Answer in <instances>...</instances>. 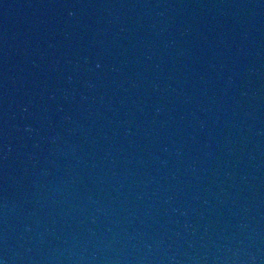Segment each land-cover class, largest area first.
Returning <instances> with one entry per match:
<instances>
[{
    "label": "water",
    "instance_id": "1",
    "mask_svg": "<svg viewBox=\"0 0 264 264\" xmlns=\"http://www.w3.org/2000/svg\"><path fill=\"white\" fill-rule=\"evenodd\" d=\"M3 264H264V0H0Z\"/></svg>",
    "mask_w": 264,
    "mask_h": 264
},
{
    "label": "snow or ice",
    "instance_id": "2",
    "mask_svg": "<svg viewBox=\"0 0 264 264\" xmlns=\"http://www.w3.org/2000/svg\"><path fill=\"white\" fill-rule=\"evenodd\" d=\"M0 264H3V262H2V261H0Z\"/></svg>",
    "mask_w": 264,
    "mask_h": 264
}]
</instances>
